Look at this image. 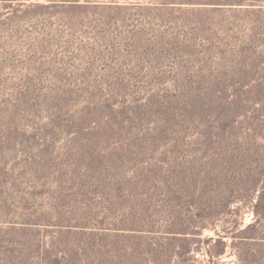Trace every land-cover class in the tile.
I'll list each match as a JSON object with an SVG mask.
<instances>
[{"label":"rangeland","instance_id":"1","mask_svg":"<svg viewBox=\"0 0 264 264\" xmlns=\"http://www.w3.org/2000/svg\"><path fill=\"white\" fill-rule=\"evenodd\" d=\"M213 1L223 5L189 4L193 0H0L2 132L8 135L10 128L15 132L9 136L17 142L25 144L29 137V143L49 145L52 152L53 168L37 174L44 186L34 189L39 195L29 211L47 212L50 197L62 199L64 207H59L72 225L81 207L108 195L90 187L96 180L80 176L85 161L72 169L69 153L86 144L82 136L103 133L117 118L123 146L153 150L156 158L172 134L188 132L184 125H173V119L190 97L213 94L210 89L217 85L227 94L230 87L264 76V0ZM247 91L241 88L234 98L264 103V96ZM162 130L164 138L158 133ZM41 147L36 145L34 153ZM26 155L5 151L7 168L18 170ZM237 157L242 169L264 171V153L239 152ZM37 179L29 173L23 182ZM244 199L226 208L229 213L213 229L201 232L194 264H208L205 250L221 248L219 237L226 247L218 264H264V215L247 228L256 221L255 196ZM96 209L94 204L91 212ZM48 234L40 232L45 241ZM0 264H7L1 253Z\"/></svg>","mask_w":264,"mask_h":264},{"label":"trees","instance_id":"2","mask_svg":"<svg viewBox=\"0 0 264 264\" xmlns=\"http://www.w3.org/2000/svg\"><path fill=\"white\" fill-rule=\"evenodd\" d=\"M189 4L223 5L213 0ZM241 88L264 96V76L230 87L227 94L217 85L214 91L210 89L213 94L190 97L173 119V125H184L188 132L182 129L172 134L174 138L165 140L160 152H155L156 158L153 150L123 146L117 118L108 122L103 133L82 136L86 144L69 153L74 160L72 169L85 161L80 176L96 180L90 187L108 195L99 197L98 202H87L72 225L67 212H61L62 199L57 202L50 197L47 212L29 211L39 195L34 189L44 186L37 174H48L53 168L50 146L29 143V137L25 144L17 142L9 136L15 131L7 128L9 134H3L0 123L3 259L7 264H194L201 232L213 229L229 213L226 208L232 203L255 196L252 208L256 221L247 228L258 225L264 215V171L242 169L239 164L243 161L237 156L246 151L264 153V103L237 101L234 97ZM160 132L163 137L165 132ZM115 137L121 138L115 141ZM36 145L42 147L34 153ZM5 151L28 153L24 165L18 170L7 168ZM28 172L38 178L37 182H23ZM94 204L97 209L92 213ZM42 231L49 233L46 241ZM217 243L222 245L217 251L205 250L208 264H218L225 250L222 238Z\"/></svg>","mask_w":264,"mask_h":264}]
</instances>
